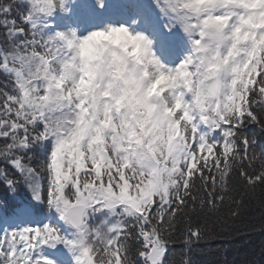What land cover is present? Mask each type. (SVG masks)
I'll return each mask as SVG.
<instances>
[{"label": "snow or ice", "instance_id": "6c2138e0", "mask_svg": "<svg viewBox=\"0 0 264 264\" xmlns=\"http://www.w3.org/2000/svg\"><path fill=\"white\" fill-rule=\"evenodd\" d=\"M152 4L168 64L85 57L66 0H0V264H168L264 190V0Z\"/></svg>", "mask_w": 264, "mask_h": 264}, {"label": "trees", "instance_id": "16d2710c", "mask_svg": "<svg viewBox=\"0 0 264 264\" xmlns=\"http://www.w3.org/2000/svg\"><path fill=\"white\" fill-rule=\"evenodd\" d=\"M246 132L264 142V134L258 128L250 125ZM260 150L257 145L255 151ZM20 196L26 197L27 193L21 191ZM245 203V210L236 219L229 218L226 210L222 216H201L204 238L198 242L186 245L178 229L177 242L167 253L168 264H184L185 260L189 264H264V190L257 189L253 196H246Z\"/></svg>", "mask_w": 264, "mask_h": 264}, {"label": "rangeland", "instance_id": "374dc122", "mask_svg": "<svg viewBox=\"0 0 264 264\" xmlns=\"http://www.w3.org/2000/svg\"><path fill=\"white\" fill-rule=\"evenodd\" d=\"M65 6L68 9L67 12L57 10L50 17L56 29L65 31L70 28L75 30L77 36H83L107 24L117 26L124 24L134 31L143 29L148 33L149 38L155 39L152 45L154 52L158 51L163 40L170 43L164 38L167 33L163 29L164 21L153 6L152 0H102V6L98 0H66ZM105 14L111 17L108 21L104 19ZM103 19L106 21L105 25L100 24ZM176 38L178 42L175 47L179 53L182 37L178 32ZM155 55L158 58V55Z\"/></svg>", "mask_w": 264, "mask_h": 264}, {"label": "clouds", "instance_id": "9594fccd", "mask_svg": "<svg viewBox=\"0 0 264 264\" xmlns=\"http://www.w3.org/2000/svg\"><path fill=\"white\" fill-rule=\"evenodd\" d=\"M153 41L145 33L120 24H107L80 36V50L85 57L115 51L130 62L145 60L153 55Z\"/></svg>", "mask_w": 264, "mask_h": 264}, {"label": "bare ground", "instance_id": "6f19581e", "mask_svg": "<svg viewBox=\"0 0 264 264\" xmlns=\"http://www.w3.org/2000/svg\"><path fill=\"white\" fill-rule=\"evenodd\" d=\"M170 54L167 55V59H169Z\"/></svg>", "mask_w": 264, "mask_h": 264}]
</instances>
